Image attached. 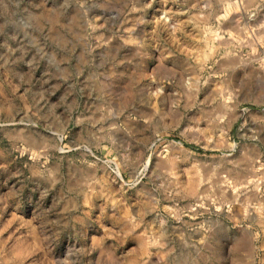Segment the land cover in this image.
<instances>
[{
	"label": "clouds",
	"instance_id": "9594fccd",
	"mask_svg": "<svg viewBox=\"0 0 264 264\" xmlns=\"http://www.w3.org/2000/svg\"><path fill=\"white\" fill-rule=\"evenodd\" d=\"M0 264H264V0H0Z\"/></svg>",
	"mask_w": 264,
	"mask_h": 264
}]
</instances>
